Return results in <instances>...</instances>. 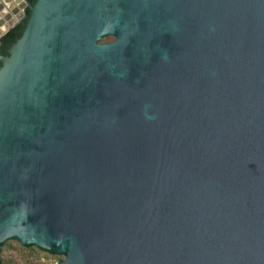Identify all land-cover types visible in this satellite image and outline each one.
<instances>
[{"label": "water", "instance_id": "95a60500", "mask_svg": "<svg viewBox=\"0 0 264 264\" xmlns=\"http://www.w3.org/2000/svg\"><path fill=\"white\" fill-rule=\"evenodd\" d=\"M21 2L0 0V37L30 11L0 54V246L264 264V0Z\"/></svg>", "mask_w": 264, "mask_h": 264}, {"label": "trees", "instance_id": "16d2710c", "mask_svg": "<svg viewBox=\"0 0 264 264\" xmlns=\"http://www.w3.org/2000/svg\"><path fill=\"white\" fill-rule=\"evenodd\" d=\"M33 5L36 0H27ZM26 18L21 24L10 29L0 39V54L6 56L8 49L15 43L24 30L30 11H25ZM113 37L106 36L102 42H110ZM1 66V62H0ZM61 255L38 248L35 245L23 246L15 239H10L0 246V264H55L61 261Z\"/></svg>", "mask_w": 264, "mask_h": 264}, {"label": "bare ground", "instance_id": "6f19581e", "mask_svg": "<svg viewBox=\"0 0 264 264\" xmlns=\"http://www.w3.org/2000/svg\"><path fill=\"white\" fill-rule=\"evenodd\" d=\"M17 1V6L21 9L22 8V2L21 0H16Z\"/></svg>", "mask_w": 264, "mask_h": 264}, {"label": "crops", "instance_id": "0c3cea01", "mask_svg": "<svg viewBox=\"0 0 264 264\" xmlns=\"http://www.w3.org/2000/svg\"><path fill=\"white\" fill-rule=\"evenodd\" d=\"M13 17V16H12ZM16 19H15V17H13V21H15ZM2 37V36H1ZM1 37H0V39H1Z\"/></svg>", "mask_w": 264, "mask_h": 264}, {"label": "rangeland", "instance_id": "374dc122", "mask_svg": "<svg viewBox=\"0 0 264 264\" xmlns=\"http://www.w3.org/2000/svg\"><path fill=\"white\" fill-rule=\"evenodd\" d=\"M61 257H63V256H61Z\"/></svg>", "mask_w": 264, "mask_h": 264}]
</instances>
